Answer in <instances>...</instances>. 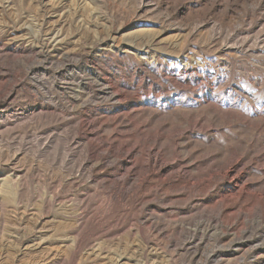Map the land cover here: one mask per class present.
I'll return each instance as SVG.
<instances>
[{"label": "rangeland", "instance_id": "obj_1", "mask_svg": "<svg viewBox=\"0 0 264 264\" xmlns=\"http://www.w3.org/2000/svg\"><path fill=\"white\" fill-rule=\"evenodd\" d=\"M0 169V264H264V0H0Z\"/></svg>", "mask_w": 264, "mask_h": 264}, {"label": "bare ground", "instance_id": "obj_2", "mask_svg": "<svg viewBox=\"0 0 264 264\" xmlns=\"http://www.w3.org/2000/svg\"><path fill=\"white\" fill-rule=\"evenodd\" d=\"M6 5V4H5ZM53 13V12H52ZM257 42V41H256ZM241 45V44H240ZM242 46V45H241ZM63 144V143H62ZM80 145H81V139H80V137L77 135V134H74L73 136H69V137H67L66 138V140H65V143L63 144V148L64 149H70L71 150V152H72V150H74L75 148H77V147H80ZM62 146V145H61ZM60 146V147H61ZM59 147V148H60ZM25 149V148H24ZM58 149V148H57ZM49 150V147L47 146V144H42L41 145V147L39 148V152H40V154H43V153H41V152H46V151H48ZM60 150V149H59ZM65 151V150H64ZM63 151V152H64ZM38 152V151H37ZM61 153V152H60ZM66 152H64V153H62V154H65ZM62 154H60V155H62ZM58 155H54L53 156V160L56 162V157H57ZM66 157H70V154H66ZM63 158V157H62ZM69 159V158H68ZM63 161V160H62ZM64 162L66 163L67 161L66 160H64ZM63 163V162H62ZM64 163V164H65ZM4 176V177H3ZM13 176H15V174L10 170H5V169H0V188H2L1 187V185H4V182L6 181V179H8V178H11V177H13ZM3 177V178H2ZM10 180V179H9ZM8 187V186H7ZM7 187H3V191H5L6 189H7ZM1 190V189H0ZM194 239V236L192 237V236H189V239L188 240H193Z\"/></svg>", "mask_w": 264, "mask_h": 264}]
</instances>
